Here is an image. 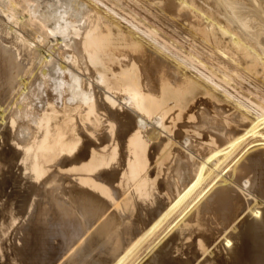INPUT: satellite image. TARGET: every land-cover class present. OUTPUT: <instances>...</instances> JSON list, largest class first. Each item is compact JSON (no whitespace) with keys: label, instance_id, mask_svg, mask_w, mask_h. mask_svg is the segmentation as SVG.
Here are the masks:
<instances>
[{"label":"bare ground","instance_id":"bare-ground-1","mask_svg":"<svg viewBox=\"0 0 264 264\" xmlns=\"http://www.w3.org/2000/svg\"><path fill=\"white\" fill-rule=\"evenodd\" d=\"M81 1L0 0V253L264 264V0Z\"/></svg>","mask_w":264,"mask_h":264},{"label":"rangeland","instance_id":"rangeland-1","mask_svg":"<svg viewBox=\"0 0 264 264\" xmlns=\"http://www.w3.org/2000/svg\"><path fill=\"white\" fill-rule=\"evenodd\" d=\"M77 1H78V0H77ZM79 1H80V0H79ZM82 1H84V0H82ZM82 1H81V2H82ZM101 1H103V3H104L106 6L108 5V7H109V6H111L112 8L115 7V10H116L117 12L119 11L118 13L121 14V15H124V12H123L122 9L127 10L126 7H125V4H126V3H127L126 5H130V6L132 5V4L128 3L127 0H122V2H123V4H124V5L122 4V6H121V3H118V2H116V1H114L116 6H112V4H113V1H112V0H101ZM109 3H110V4H109ZM118 6H119V8H118ZM99 7H100V8H103L102 6H99ZM116 7H117V8H116ZM132 7H134V6L132 5ZM134 8H135V7H134ZM118 9H119V10H118ZM120 9H121V10H120ZM136 9L138 10V13H139L140 15H141V14L144 15V16L147 17L148 19L151 17V16H147L146 13H143L142 10H140V9H138V8H136ZM120 11H121V12H120ZM122 12H123V13H122ZM140 12H141V13H140ZM149 20H151V18H150ZM145 22H146V21H144V23H145ZM147 22L149 23V21H147ZM147 22H146L147 25H151L152 22H155V23H156V20H154V19L152 18V21H150L151 24H150V23L148 24ZM50 41H51V40H49L48 42H49L50 44H52L53 41H51V42H50ZM224 59H226V58H224ZM243 85H244V86H246V85L248 86L247 83H246V84H243ZM1 89H2V88H1ZM230 91H231V90H230ZM232 92H234V91H232ZM197 105H198V104H197ZM202 108H203V106L200 105V106H199V110L202 109ZM195 111H197V108H195ZM197 115H199L198 112H197ZM197 115H195V116H196V119H194L193 122H192V119H187L186 121H185V120H181V121H179V122H178V125L175 127V131H180V132H182L184 135H192V136L194 135V136H196V137L193 136V137L191 138V140L193 139V141H194L195 139H199L201 136H198V135L194 134V132H193V129H196V127H197V125H193V123H197V122H198V117H197ZM190 120H191V121H190ZM179 124H183V125L180 126ZM156 125H157V124H155V126H156ZM178 126H179V128H178ZM192 126H193V127H192ZM183 127H184V128H183ZM185 127H186V128H185ZM149 128H150V126H149ZM192 128H193V129H192ZM199 128H200V129H203V126H200ZM183 145H184V144H183ZM183 150H184V149H183ZM185 150H186V149H185ZM185 150H184V151H185ZM186 151H187V150H186ZM186 151H185V152H186ZM187 152H188V151H187ZM194 154H196V153L194 152ZM151 169H152V167H151ZM151 169H150V170H151ZM16 187H17L16 182H12L11 184H10V183H9V184H8V183L5 184V186L3 187V189L0 190V198H1V197H9V198L14 197L15 194H16V192L18 191ZM5 190H7V194H8V195L6 194V191H5ZM18 192H19V193H18L19 195H18V197L16 198V201H17V202H19V201L22 199V197H23V191H18ZM3 194H4V195H3ZM18 198H19V199H18ZM16 206L19 207L20 204L17 205V203H16ZM21 207L24 208L25 206H21ZM23 208H22V209L20 208L21 211H20V209H19L18 211H20V213H23V211H22ZM31 209H33V208H31ZM33 210H34V209H33ZM33 210H28V211L31 213V215H32V212H31V211H33ZM33 213H35V210L33 211ZM33 218H34V217H33ZM23 219H24V218H23ZM25 219H26V217H25ZM25 219L22 220V221H24L23 223H27L28 220H29V221H31V220H36V219H31L30 216H29V218L27 217L28 220H25ZM29 221H28V222H29ZM42 221L44 222L45 220H42ZM42 221L40 220L39 224H40ZM34 222H35V221H34ZM43 222H42V223H43ZM23 223L21 222L20 226H21V225L25 226V230L27 229V231H26L25 233H22V232H21L22 230H23V232L25 231V230L23 229L24 227H20V226H18V225H16V224L13 225V226H15V227H13L14 230H10L12 233L15 232V231L17 232V233L15 232L16 234L13 233V234L15 235V237H13L14 235L11 234L12 238H15L16 240H15V239H12V242H11V240H10V244H11V245L9 246L10 248L8 247L5 251H2L3 253H0V264H21V263H22V264H27V262H29V261H30V262H29L28 264H30V263L32 264V262H31L32 260H33V262L37 260L36 262H34L35 264H41V263H42L43 261H45V260H46V261L44 262V264H47V263H48V264H54V263H55V264H57V263L60 264V263L63 261V257H64V256L62 257V254H59L58 251H61L62 253H64V252H63V248L60 246V244L58 245V241H57V243H56L55 239L51 238V237H53V235L51 234L52 231H51V228H49V227L46 225V222H44L45 225H42V226H44L45 229L48 230V231H46L41 225H40L41 227H38V226H39L38 224H37V227H38V228L36 227L35 229H36V230L38 229V233H41V232H42V233H41V236H43V233H44V235H45V233H47V236H49V235L51 234V236H49L50 238L48 237V239H49V241L51 240L50 244L52 245V246H51L52 251H50V252H51L52 254H51L50 252L48 253V252L46 251V252H47V255H46V252H43L42 250L40 251V249H39V248L42 247L43 242H41L42 244H41L40 247L38 248V245L40 244V243H38V242H40L39 239H38V237H39L40 234L38 235V233H36L35 229H31V228H30V225H31L30 222H29L28 225H27V224H23ZM16 226H17V228H18L19 230L16 228ZM28 226H29V227H28ZM46 226H47V227H46ZM15 228H16V229H15ZM29 228H30L31 230H30ZM39 228L44 229V232L42 231V229L40 230ZM20 229H22V230H20ZM49 229H50V230H49ZM33 230H34L35 234H34ZM18 231H19L20 233H19ZM39 231H40V232H39ZM11 232H10V233H11ZM30 232H32V233L34 234V235L31 234V236H32V235H33V237H34V236H36V237L38 236V237H37L38 241L36 242L37 244H36V243H33L35 246L31 244V245L34 247V249H33V247H32V248L30 247V246H31L30 244L27 243V244L29 245V246H28V245L25 243V242H29V241L32 240V239H30L31 237L29 238V236H30V235H29ZM48 232H49V233H48ZM26 233H27L28 237H25V236H26ZM17 234H18V235H17ZM20 235L24 236L23 238H21V239H22L21 241H20V239H19V241H20L22 244L18 241L19 244H21V245L17 244V242L15 243V241H17V239L20 238V237H17V236H20ZM41 236H40V237H41ZM24 238H26V239H24ZM27 238L29 239V241H27V240H28ZM23 239L25 240L24 242H22ZM52 239H53V240H52ZM14 240H15V241H14ZM40 240L42 241V240H43V237H42ZM52 242H53V243H52ZM54 242H55V243H54ZM31 243H32V242H31ZM14 244H15L16 246H15ZM54 244H55V246H56V245H58V246L55 247ZM17 245H19V246H17ZM24 245H25V247L27 246L26 252H23V250L25 249ZM13 246L16 247V249H15ZM22 246H23V248H22ZM19 247H21V248L19 249L20 251L18 250ZM36 247H37V249H36L35 253H33ZM54 247L57 248L56 251H55ZM13 248H14L15 252H14V250L11 251V249H13ZM61 248H62V250H59V249H61ZM9 249H10V250H9ZM30 249H31V250H30ZM8 250H9V251H8ZM21 250H22V251H21ZM28 250H29V251H28ZM32 250H33V251H32ZM57 250H58V251H57ZM16 251H17V254H16ZM18 251H19V252H18ZM27 251H28V252H27ZM54 251H55V252H54ZM20 252H22L21 255H20ZM37 252H38V253H37ZM57 252H58V253H57ZM61 252H60V253H61ZM26 253H27V254H26ZM31 253L33 254L32 256H31ZM39 253H40V254H39ZM42 253H43V254H42ZM22 254H23V255H22ZM35 254H37V255H39V256H37V255H35ZM48 254H51V255H48ZM57 254H59V255H58L59 258H58V256H56ZM43 255H44V257L46 256L48 259L45 257V258H44L45 260L43 259V261H42ZM8 256H9V258H8ZM13 256H14V257H13ZM15 256H16V258H15ZM28 256H29V257H28ZM30 256H31V257H30ZM51 256H52V257H51ZM54 256H55V258H54ZM17 257H18V258H17ZM35 257H36V258H35ZM49 257H50L51 259H50ZM61 257H62V261H61ZM21 258H22V259H21ZM52 258H53L54 260H53ZM57 258H58V259H57ZM18 259H19V260H18ZM29 259H30V260H29ZM59 259H60V260H59ZM26 260H27V261H26ZM55 260H56V261H55ZM58 260H59V261H58ZM15 261H16V263H15ZM25 261H26V262H25ZM40 261H42V262H40ZM50 261H52V262L50 263ZM60 261H61V262H60ZM24 262H25V263H24ZM34 263H33V264H34ZM42 264H43V263H42Z\"/></svg>","mask_w":264,"mask_h":264}]
</instances>
